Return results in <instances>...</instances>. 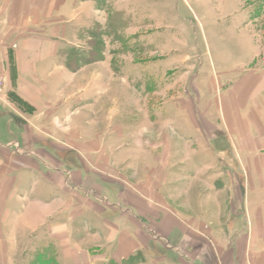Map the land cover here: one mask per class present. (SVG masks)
<instances>
[{
	"label": "crops",
	"instance_id": "crops-1",
	"mask_svg": "<svg viewBox=\"0 0 264 264\" xmlns=\"http://www.w3.org/2000/svg\"><path fill=\"white\" fill-rule=\"evenodd\" d=\"M97 5L0 0V186L36 195H23L20 227L48 233L71 264L144 251L181 264H264V64L218 65L213 99L197 88L198 99L163 108L110 56L68 64L65 48L83 42ZM177 111L186 119L174 121Z\"/></svg>",
	"mask_w": 264,
	"mask_h": 264
},
{
	"label": "rangeland",
	"instance_id": "rangeland-1",
	"mask_svg": "<svg viewBox=\"0 0 264 264\" xmlns=\"http://www.w3.org/2000/svg\"><path fill=\"white\" fill-rule=\"evenodd\" d=\"M116 3L126 5V10L114 9ZM104 4L110 9L104 11ZM97 7L94 23L82 34L83 42L65 48L68 64L78 69L86 62L104 64L110 56L114 70L125 65V72L142 76L130 79V85L156 89L163 108L169 105L164 102L168 98L179 102L195 93L198 99L197 88L203 99H213L218 92V65L246 68L253 56L256 65L264 64V0H98ZM125 89L130 91L128 85ZM175 113L174 121L186 119L184 112ZM11 187L0 186V264H42L48 259L71 264L48 233L33 229L32 223L30 232L24 233L18 219L26 211L23 195L35 199V191L31 186L16 191L17 186ZM96 254L92 251L90 257ZM167 255L144 251L121 262L99 257L94 264H181Z\"/></svg>",
	"mask_w": 264,
	"mask_h": 264
},
{
	"label": "built area",
	"instance_id": "built-area-1",
	"mask_svg": "<svg viewBox=\"0 0 264 264\" xmlns=\"http://www.w3.org/2000/svg\"><path fill=\"white\" fill-rule=\"evenodd\" d=\"M3 88H4V70L2 63L0 62V95L2 93Z\"/></svg>",
	"mask_w": 264,
	"mask_h": 264
},
{
	"label": "trees",
	"instance_id": "trees-1",
	"mask_svg": "<svg viewBox=\"0 0 264 264\" xmlns=\"http://www.w3.org/2000/svg\"><path fill=\"white\" fill-rule=\"evenodd\" d=\"M42 264H57V263L54 260L48 259L47 261L46 260L42 261Z\"/></svg>",
	"mask_w": 264,
	"mask_h": 264
}]
</instances>
